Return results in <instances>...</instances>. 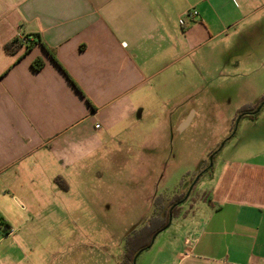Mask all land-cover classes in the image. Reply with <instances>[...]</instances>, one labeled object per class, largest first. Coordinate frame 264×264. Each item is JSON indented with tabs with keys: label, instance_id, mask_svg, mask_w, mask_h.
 I'll use <instances>...</instances> for the list:
<instances>
[{
	"label": "crops",
	"instance_id": "0c3cea01",
	"mask_svg": "<svg viewBox=\"0 0 264 264\" xmlns=\"http://www.w3.org/2000/svg\"><path fill=\"white\" fill-rule=\"evenodd\" d=\"M257 34L264 0H0V217L11 228L2 236L66 210L83 164L106 151L149 178L158 156L147 137L125 138L127 122L149 100L164 113L159 99L198 49ZM212 175L210 193L136 264H264V150L239 152ZM9 263L23 264L1 253Z\"/></svg>",
	"mask_w": 264,
	"mask_h": 264
},
{
	"label": "rangeland",
	"instance_id": "374dc122",
	"mask_svg": "<svg viewBox=\"0 0 264 264\" xmlns=\"http://www.w3.org/2000/svg\"><path fill=\"white\" fill-rule=\"evenodd\" d=\"M251 42L231 37L198 49L181 68L186 76L159 99L164 113L150 112L149 100L145 113L127 122L133 132L125 138L143 142L147 137L148 151L158 156L149 178L135 170L140 162L123 164L113 158L116 152L106 151L83 164L80 178L70 184L66 210L53 208L29 220L16 238L0 233V254H12L23 264H122L127 250L132 254L148 241L136 240L141 230L152 220L163 224L171 203L190 192L169 223L183 220L192 198L210 193L212 173L225 160L264 150V105L253 110L255 119L241 118L245 107L264 96V34ZM55 182L65 190L64 181ZM169 232L155 235L135 259L157 251Z\"/></svg>",
	"mask_w": 264,
	"mask_h": 264
},
{
	"label": "trees",
	"instance_id": "16d2710c",
	"mask_svg": "<svg viewBox=\"0 0 264 264\" xmlns=\"http://www.w3.org/2000/svg\"><path fill=\"white\" fill-rule=\"evenodd\" d=\"M21 43L24 44L23 41H21ZM33 43H34V41L32 40V41H29V43L26 45L29 46ZM7 50H9V46L7 47ZM36 67L39 69L41 67V65L36 64ZM262 104L264 105V96L262 97L261 101L256 106H254L252 108L250 106H248L247 109L245 107V109L242 110L241 118L245 117V118H249L251 120L255 119L256 118L255 116L257 115L256 113L255 114H247V113L257 109ZM216 155H217V153L213 155L212 159H214V157ZM211 169L212 168H210V170ZM200 177L201 176H198L196 183L199 181ZM183 196H181V197L183 198ZM178 207H179V204H176L173 201L170 205L169 211L164 215L165 221L163 224L158 225L159 223L157 221L152 220V224H149L144 230H141L140 235H137L138 237L135 236V238L137 237L136 240H142L143 241L144 237H147L148 241L144 244L145 246L141 247V249L133 252L132 254L129 250H127L128 254L123 255L122 264H134L135 258L138 255V253L142 252L143 250L148 249L151 245L153 237L155 235H158L159 233H161L162 231H164L168 227L169 218L173 214L174 210H176ZM154 219H156V218H154ZM154 223H156V225H154ZM10 232H11V228H10L9 224H7V222L3 218L0 217V233H2L4 236H7L10 234Z\"/></svg>",
	"mask_w": 264,
	"mask_h": 264
},
{
	"label": "built area",
	"instance_id": "2783aa9c",
	"mask_svg": "<svg viewBox=\"0 0 264 264\" xmlns=\"http://www.w3.org/2000/svg\"><path fill=\"white\" fill-rule=\"evenodd\" d=\"M196 15H197L196 11L188 12L186 18H193ZM180 25L183 27L186 25V19L185 18L180 19ZM21 41H23V43L26 45L29 43V41H32V40L29 37H23V38H21ZM97 128L100 129V126L98 125ZM10 234H11V232H10Z\"/></svg>",
	"mask_w": 264,
	"mask_h": 264
},
{
	"label": "flooded vegetation",
	"instance_id": "af4514ba",
	"mask_svg": "<svg viewBox=\"0 0 264 264\" xmlns=\"http://www.w3.org/2000/svg\"><path fill=\"white\" fill-rule=\"evenodd\" d=\"M247 114H255V111H251V112H248ZM193 186H194V184H193ZM193 186H192V188H193ZM192 188L190 189V190H192ZM190 193V192H189ZM188 193V195H187V199H185V195H186V193L184 194V196H183V198L181 199V200H179L178 202H175L176 204H179V205H181L182 204V201L183 202H185V201H187L188 200V198H189V196H190V194ZM185 199V200H184Z\"/></svg>",
	"mask_w": 264,
	"mask_h": 264
},
{
	"label": "water",
	"instance_id": "95a60500",
	"mask_svg": "<svg viewBox=\"0 0 264 264\" xmlns=\"http://www.w3.org/2000/svg\"><path fill=\"white\" fill-rule=\"evenodd\" d=\"M170 218H171V217H170ZM155 237H156V236H155ZM155 237L153 238V240L155 239ZM153 240H152V244H153V242H154ZM152 244H151V245H152ZM135 260H136V259H135ZM134 264H135V261H134Z\"/></svg>",
	"mask_w": 264,
	"mask_h": 264
}]
</instances>
